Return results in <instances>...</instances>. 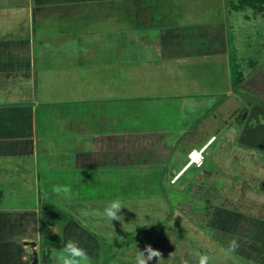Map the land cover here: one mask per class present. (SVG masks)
Returning <instances> with one entry per match:
<instances>
[{
	"label": "crops",
	"instance_id": "crops-1",
	"mask_svg": "<svg viewBox=\"0 0 264 264\" xmlns=\"http://www.w3.org/2000/svg\"><path fill=\"white\" fill-rule=\"evenodd\" d=\"M192 1L0 0V156L35 154L40 126L37 105L43 104L47 126L80 135L85 146L76 156L71 153L72 164L89 172L78 184L92 183L93 189L96 173L105 171L100 184L107 194L101 199H110L107 191L114 188L113 197L119 199L129 191L131 198H159L171 206L173 199L160 187L161 181L168 177L176 184L194 170L178 189L172 214L152 216L153 223L165 219L179 234L148 241L162 253L163 264L182 260L197 264V243L201 250L212 248L219 254L218 250H228L229 239L247 240V233L264 238V216L248 210L264 209V148L259 141L254 147L240 142L246 127L255 129L264 123L233 120L244 101L233 86L231 25L225 18L229 9L247 8L235 9L234 0H216L200 13ZM214 4L219 7L218 18L200 17L213 15ZM86 31L95 34L90 37ZM205 64L207 68L199 73L198 67ZM39 73L45 78L54 73L64 93L75 96L60 100L55 108L46 100L26 102L32 91L35 95ZM242 76L245 79L243 72ZM117 84L124 87L122 95L128 99H112ZM251 116L246 112L241 119ZM213 145L216 162L213 168L205 167ZM200 148H205L204 165L187 167L188 153ZM117 167L122 172H115ZM130 167L134 171H123ZM6 168L0 169V264H55L52 250H61L68 238L78 240L92 261L98 259L99 235L89 229L93 216L84 210H92V198L88 203H72L71 215L53 218L41 210V199L33 189L35 199L30 202L21 193L33 186L35 170ZM236 195L252 203L244 201L245 209L236 208L231 205ZM195 201L205 204L195 207ZM161 204H152L157 213L166 208ZM187 222L195 229L187 230ZM179 231L195 235H188L192 242ZM253 243L256 248L263 246L259 240ZM33 250L37 263L27 255ZM35 250H43L49 259Z\"/></svg>",
	"mask_w": 264,
	"mask_h": 264
},
{
	"label": "rangeland",
	"instance_id": "rangeland-1",
	"mask_svg": "<svg viewBox=\"0 0 264 264\" xmlns=\"http://www.w3.org/2000/svg\"><path fill=\"white\" fill-rule=\"evenodd\" d=\"M192 2L195 5L191 6H196L194 10L198 8L199 12L201 13L204 12V10H208L209 8H211L210 4L215 3L216 0H199V2L198 0H193ZM171 3H173V1ZM213 10V15L203 14L200 15V17L215 20L219 17L216 15V12L219 11V7L217 4H214L213 9L210 13H213ZM226 13L227 15H225V18L229 20L228 23L229 25H231L229 31L231 65L237 66V68H240V70H242V72L245 74V79H243L242 83L240 84L241 89L239 90L244 102L242 106L237 109V112L235 114L236 118H233V120L237 119L240 123L244 122L247 125L251 123L254 124L256 122H261L262 124L264 123V12L260 13L253 8H247L246 10L240 11L229 9ZM115 30L117 31L116 36L119 37L120 32H118L116 28ZM100 33L101 35L103 34L102 32ZM85 34L91 37V35L95 33L91 31H88L87 33L86 31ZM116 58L118 57L116 56ZM206 68V64L200 65L198 67L199 73L202 72V69ZM192 70H194V72L197 71V69ZM116 72L117 75L121 74L119 68L116 69ZM209 74L210 71L207 72V75ZM36 76L38 79L35 89V95L32 91V97L30 94V100L26 102L32 103L33 101L34 103H37V100H46L47 102L50 101L49 103H51V107L55 108L60 104L58 103L60 102V100L72 98L75 96H67L64 93V89L60 87V83L55 81L56 79H54V73L50 74L51 78H45L46 76H43V74L41 75L40 73ZM119 81L122 80L116 79V83H119ZM223 83L225 85V81H223L222 84ZM24 87L28 88L29 84L26 83ZM117 87L119 88L115 90L116 93L114 94L112 99L115 101L128 99L126 98L127 96L122 95V89L124 87L118 84ZM140 90L145 91V89ZM37 109L39 111L38 118L40 126L39 141L36 145L35 154L33 156L23 158H17L18 156H0V169L5 171L7 169L6 167H12L14 169L29 167L35 170L34 175H36V178L32 179L33 186H29L28 188L25 187L24 190L22 189L23 191L21 193H26V196H29L27 200L29 199L30 202L31 200H33V198L35 199V195H32L31 191V189H33L35 191V194L37 195V200L41 199V210L47 215L51 214L49 216H53V218L57 217L58 215L64 216L66 215V213L71 215V206L74 205L72 203H84L85 201L86 203H88L90 202V198L93 199L94 207L92 208V210L88 207L84 208V210H86L88 213L91 212L90 215L93 216L92 221H89L90 223L88 222V226L90 227L89 229H94L95 232L99 235L100 242L98 259L94 261L91 260V264H134L137 248L142 250L144 246L148 244L150 238L158 236L159 238L167 239L170 236L177 237L179 235L178 232H175L171 229V223H169L168 221H164L165 219L162 215L161 218L164 220H158L155 223H153L154 220L152 221V216L154 214H162L164 211H166V213L169 212L170 214H172L173 210L175 209L173 205L174 198L175 196H180L178 189L185 186L194 170L189 171L176 184L175 182L171 184L168 177L163 181V184H161V181L160 187L164 188L166 190L165 192H167L173 199L172 201H169V204L172 202L170 204L171 206H169L166 201L159 198H155V200L153 198H131V196H129V191L125 193L123 192V196H120L122 197L120 198V200L125 206V208H123L120 213L123 218L121 219V221H113L112 223H110L102 215L103 209L110 201L117 199V197H113L115 194V190L114 188H112L111 190L107 191L109 195H112L110 199L99 198L106 193V190H104L103 188L105 186L100 184L102 183L101 172L103 171V169H100L96 173L95 178H97V180L94 182L93 189H90V185L92 183L82 185L84 183V181H82L78 184L79 178H85L89 174V172L84 169H77L76 163L75 165L72 164L74 158L72 159L71 153L72 155L75 153L76 156V151H79V149L81 148L84 149L85 147L84 144H81L82 140L79 139L80 135H72L71 133L62 131L59 127L56 126L52 128L48 127L42 117L43 111L47 110V108H45L42 104L37 105ZM50 110L56 112V110L54 109L50 108ZM246 112L248 114L251 113L252 116L251 118L249 117L248 120L244 121L243 119H241V114H245ZM215 148L216 146L213 145L208 150L207 165L205 167L213 168L214 163L216 162ZM24 158H27L26 162H24ZM120 169L121 168L117 167L114 169V171L118 172V170ZM132 170L134 171V167L126 168L123 171H128L129 173V171ZM97 183L99 184L96 186ZM64 186L70 187L71 192L69 194H65L62 191L60 193H57L53 190L55 187L62 188ZM108 186L112 185L108 184ZM190 188H192V186L188 189ZM204 194L206 198V192ZM249 195L252 196V193H249ZM198 196L201 197L200 194H198ZM235 197L236 199H232L231 205H234L236 208L245 209L243 207L245 205V202L247 204L252 203L251 200L245 201L239 199L238 195H236ZM18 200L22 201L23 199ZM160 203L166 206V208L165 210L159 208L161 212L158 211L160 213H157V210L153 207L154 205ZM200 204L205 203L195 201L194 206L196 207ZM251 208L252 207L248 208V210H251V212L253 211L252 213L261 215L259 217L264 216L263 208L262 211L260 210V207L259 209H257L256 207L254 209ZM134 210L136 212H134ZM138 218L143 220L145 223L138 224ZM155 218L157 217L154 216V219ZM83 219L86 218L83 217ZM185 224L186 227L188 226L187 230L189 228L195 229V227L191 226V223L187 222ZM185 224H183V226H185ZM260 224L259 222H257V225ZM181 232L179 231L180 236H183V238L192 242V238L190 236L192 235L194 237L195 235L186 233L190 235L188 236L185 235L186 231H184L183 234ZM48 233L49 232L44 233V235L50 238V235ZM216 234L218 235V233ZM248 235L250 236V238L247 237ZM247 236V240L239 239L238 243L240 247L234 252H229L228 250H218L219 252H221L218 254V252H216V250H212V248L201 250L200 244L197 243L199 254H208L211 258L210 264H264V238L262 237L260 239H256V236L250 235V233H247ZM262 236H264V233L262 234ZM231 240L232 239H229V242ZM256 240H259V243L263 244V246L259 245L258 248H256L253 243L256 242ZM130 243L136 244L137 246L133 245L135 246V248L132 247V250H129ZM35 251L39 253V257L41 255L42 257L45 256V259H49V256L45 255L43 250ZM59 251L60 250H55V252ZM52 253H54V250H52ZM235 254H239V256ZM27 255L30 261L33 260L35 258L34 250L32 251V253L30 252ZM50 258L53 262H55L53 255H51ZM37 264L44 263L38 262Z\"/></svg>",
	"mask_w": 264,
	"mask_h": 264
},
{
	"label": "clouds",
	"instance_id": "clouds-1",
	"mask_svg": "<svg viewBox=\"0 0 264 264\" xmlns=\"http://www.w3.org/2000/svg\"><path fill=\"white\" fill-rule=\"evenodd\" d=\"M55 192L60 193L61 191L65 194H69L71 189L69 186L62 188L55 187ZM125 208L122 201L117 198L110 201L103 209L102 215L110 222L121 221L123 218L120 213ZM240 247L239 243L233 239L229 243L228 251L234 252ZM174 255L170 253L169 259ZM55 264H91V257L88 254L87 249L81 247L80 242L73 238L66 239L63 248L59 252L53 253ZM210 256L208 254H197V264H210ZM155 260V264H163L165 259L162 253L153 248L151 244H146L144 248L138 249L135 255L134 264H150ZM181 264H188L187 260H182Z\"/></svg>",
	"mask_w": 264,
	"mask_h": 264
},
{
	"label": "trees",
	"instance_id": "trees-1",
	"mask_svg": "<svg viewBox=\"0 0 264 264\" xmlns=\"http://www.w3.org/2000/svg\"><path fill=\"white\" fill-rule=\"evenodd\" d=\"M235 9L253 8L257 12H264V0H234L232 3ZM243 81L242 72H240L237 66L233 65V86L238 90L241 89V83ZM243 117V114L242 116ZM252 128V127H250ZM246 127L241 135L240 142L243 145H249L254 147L255 144L260 142V146L264 148V125L256 126L255 129H250ZM256 133L261 131L260 136Z\"/></svg>",
	"mask_w": 264,
	"mask_h": 264
},
{
	"label": "built area",
	"instance_id": "built-area-1",
	"mask_svg": "<svg viewBox=\"0 0 264 264\" xmlns=\"http://www.w3.org/2000/svg\"><path fill=\"white\" fill-rule=\"evenodd\" d=\"M205 148L193 149L188 154V161L186 166L196 165L201 167L205 163Z\"/></svg>",
	"mask_w": 264,
	"mask_h": 264
},
{
	"label": "water",
	"instance_id": "water-1",
	"mask_svg": "<svg viewBox=\"0 0 264 264\" xmlns=\"http://www.w3.org/2000/svg\"><path fill=\"white\" fill-rule=\"evenodd\" d=\"M35 243V242H34ZM35 245V244H34ZM38 262V256H37V253H35V261L34 263H37Z\"/></svg>",
	"mask_w": 264,
	"mask_h": 264
}]
</instances>
